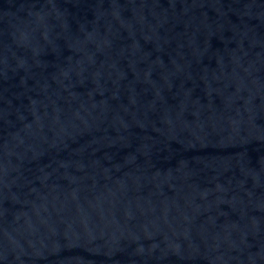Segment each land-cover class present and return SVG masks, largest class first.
<instances>
[{
    "label": "water",
    "instance_id": "water-1",
    "mask_svg": "<svg viewBox=\"0 0 264 264\" xmlns=\"http://www.w3.org/2000/svg\"><path fill=\"white\" fill-rule=\"evenodd\" d=\"M0 264H264V0H0Z\"/></svg>",
    "mask_w": 264,
    "mask_h": 264
}]
</instances>
